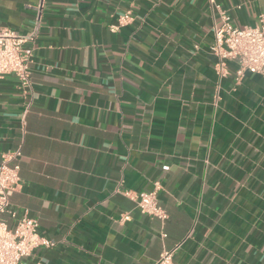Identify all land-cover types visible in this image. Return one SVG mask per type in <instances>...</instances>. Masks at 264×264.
<instances>
[{
  "label": "crops",
  "instance_id": "obj_1",
  "mask_svg": "<svg viewBox=\"0 0 264 264\" xmlns=\"http://www.w3.org/2000/svg\"><path fill=\"white\" fill-rule=\"evenodd\" d=\"M221 12L254 26L264 0H0V25L40 20L29 87L0 77L10 201L55 242L24 264H264V76L217 72ZM155 189L163 222L123 194Z\"/></svg>",
  "mask_w": 264,
  "mask_h": 264
},
{
  "label": "built area",
  "instance_id": "obj_2",
  "mask_svg": "<svg viewBox=\"0 0 264 264\" xmlns=\"http://www.w3.org/2000/svg\"><path fill=\"white\" fill-rule=\"evenodd\" d=\"M130 19V10H127L119 17L118 24H125ZM39 26V13L32 29L27 33H19L9 26L0 25V77L11 74L17 78L21 87H29L31 44ZM210 47L218 58L215 68L221 76L227 73L229 63L235 64L234 73L237 80L246 72L264 76V12L258 15V23L254 26H235L231 23L230 14L221 12L220 22L213 29ZM28 106L29 104L27 108ZM20 156L21 150L17 148L4 153L0 162V264H24L23 260L34 250L50 248L55 243L53 239L38 231L35 218L19 214L12 207L11 194L21 181L17 162ZM156 189L137 193L124 190L123 194L134 199L142 213L163 222L167 213L159 204ZM127 218V214L122 216V219ZM161 235L164 237L166 234L162 232ZM172 252L173 250H163L156 263L169 264Z\"/></svg>",
  "mask_w": 264,
  "mask_h": 264
}]
</instances>
